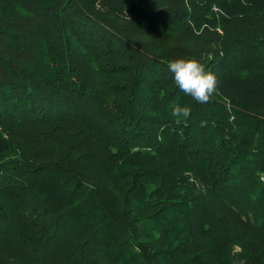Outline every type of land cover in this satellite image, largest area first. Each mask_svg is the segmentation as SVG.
Wrapping results in <instances>:
<instances>
[{
	"label": "trees",
	"instance_id": "1",
	"mask_svg": "<svg viewBox=\"0 0 264 264\" xmlns=\"http://www.w3.org/2000/svg\"><path fill=\"white\" fill-rule=\"evenodd\" d=\"M0 264H264V0H0Z\"/></svg>",
	"mask_w": 264,
	"mask_h": 264
},
{
	"label": "clouds",
	"instance_id": "2",
	"mask_svg": "<svg viewBox=\"0 0 264 264\" xmlns=\"http://www.w3.org/2000/svg\"><path fill=\"white\" fill-rule=\"evenodd\" d=\"M169 70L174 74L175 84L199 103L209 102L216 89L217 77L195 59H176L169 61ZM190 110L179 105L172 108L174 117H187ZM177 119V123H179Z\"/></svg>",
	"mask_w": 264,
	"mask_h": 264
},
{
	"label": "rangeland",
	"instance_id": "3",
	"mask_svg": "<svg viewBox=\"0 0 264 264\" xmlns=\"http://www.w3.org/2000/svg\"><path fill=\"white\" fill-rule=\"evenodd\" d=\"M141 38H143L144 40H147L145 37L146 36H140ZM184 39H186L185 37H184ZM152 41V40H151ZM156 43H158L159 45H166V46H168L169 44H171V36H169V37H167V38H164V37H162V38H157V41H156ZM246 232H251L250 230H247ZM236 250H239L240 248H239V246H237L236 248H235Z\"/></svg>",
	"mask_w": 264,
	"mask_h": 264
}]
</instances>
